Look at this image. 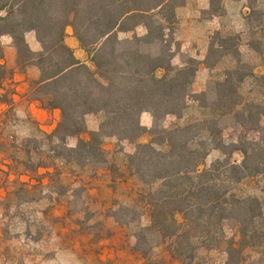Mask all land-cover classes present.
<instances>
[{"label": "trees", "instance_id": "16d2710c", "mask_svg": "<svg viewBox=\"0 0 264 264\" xmlns=\"http://www.w3.org/2000/svg\"><path fill=\"white\" fill-rule=\"evenodd\" d=\"M185 1L0 0V38L10 35L22 52L26 47L25 34L35 32L42 46L36 60L41 69V92L50 97L49 107L62 111L57 131L61 138L84 133L87 114H105L100 131L90 134L91 141L79 142L74 150L79 153L77 158L85 156L97 167L105 165V153L99 148L104 138L136 142L147 131L141 124V114L150 112L153 126L149 132L153 140L138 144L128 159L143 183L160 182L159 187L142 197L151 217V224L143 233L158 238L156 244L176 239L180 253L183 239L192 238L193 232L209 238L214 229H223L224 221L234 223L237 237L226 240L225 264H241L245 249L264 248V206L257 197H238L223 188L217 175L223 168L227 175L233 174L232 182H239L260 171H247L249 150L245 147L237 149L244 156L242 165L218 160L201 169L209 153H200L191 144L201 131L209 133V143L213 144L215 137L221 139L223 127L219 128V123L224 119L247 129L258 127L261 119L249 123L250 105L242 101L238 90L246 76L239 69L228 70L223 81L209 82L204 93L195 95L192 84L197 66H172L176 10ZM210 4L208 14L219 15L218 0H210ZM69 25L81 46L91 54L93 67L78 61L65 44ZM141 25L147 29L144 36L135 33ZM130 32V38L119 37L120 33ZM229 40L223 39L218 46L228 47ZM214 46L212 42L206 57L209 68L217 64H208L216 52ZM2 56L0 41V59ZM189 99L198 102L201 109L210 108L212 119L166 129L167 115L182 117ZM208 99H212L210 103ZM222 146L221 142L212 148ZM178 215L183 221L177 220ZM137 238L139 248L147 243L145 235ZM259 261L264 264V251Z\"/></svg>", "mask_w": 264, "mask_h": 264}, {"label": "rangeland", "instance_id": "374dc122", "mask_svg": "<svg viewBox=\"0 0 264 264\" xmlns=\"http://www.w3.org/2000/svg\"><path fill=\"white\" fill-rule=\"evenodd\" d=\"M223 1L218 0L220 15L224 13ZM245 2L249 7L245 28H237L239 32L222 30L211 35L209 47L213 42L216 52L208 59V64L217 61L216 73L207 81L204 90L195 95L204 93L209 82L223 81L228 70L239 69L240 74L246 76L238 90L242 101L250 105L252 122L249 123L261 119L259 126L247 129L224 119L219 123V128L223 127L221 139L215 137L213 144L209 143V133L201 131L191 147L200 153H209L201 169L218 160L242 165L244 156L237 149L248 148L247 171L258 169L259 173L232 182L233 174L227 175L221 168L217 178L223 188H229L238 197H257L264 206V0ZM223 39H228L229 45L222 49L218 45ZM179 57L191 68H199V61L188 54ZM204 61L207 67L206 59ZM208 100L210 103L212 99ZM184 112L189 114L188 123H203L213 117L210 108L200 111L189 108ZM221 142L220 149L212 148ZM33 147L37 148L38 142H33ZM59 152L81 167L96 166L95 161L85 156L77 158L79 153L73 150L60 149ZM45 158L50 157L41 154L29 157L28 168H35ZM136 177L139 183L134 197L122 198L117 208L108 209L107 215H103L100 208L91 206L82 184L71 187L68 178L55 187L56 205L52 204L50 192L36 185L26 188L17 184L15 199L0 204V264H225L226 240L237 237L234 223L224 221L223 229H214L213 237L209 238L201 236V232H193L192 238L183 239L180 253L174 238L156 244L158 238L143 233V229L151 224V217L142 197L150 189L159 187L160 182L147 185ZM176 218L183 221L180 215ZM138 235L148 239L140 248ZM143 251L147 253L143 254ZM262 251L264 248L261 247L245 249L241 264H260Z\"/></svg>", "mask_w": 264, "mask_h": 264}, {"label": "crops", "instance_id": "0c3cea01", "mask_svg": "<svg viewBox=\"0 0 264 264\" xmlns=\"http://www.w3.org/2000/svg\"><path fill=\"white\" fill-rule=\"evenodd\" d=\"M245 1L224 0L222 15H208L210 0H186L177 8V28L171 42L174 53L171 64L176 68H184L187 63L179 57L183 53L199 61L192 84L194 94L202 92L207 81L216 73V67L207 68L204 65L211 35L222 30L239 32L237 28H245V17L249 10ZM135 33L144 36L147 29L141 25L135 29ZM132 35V32L120 33L119 37L130 38ZM0 41L3 48L0 59V204L14 200L15 188L20 184L26 188L36 185L50 192L52 204L56 205L58 194L55 187L67 178L71 187L79 184L84 186L91 206L100 208L103 215H107L109 208H117L122 198H133L139 180L128 159L136 152L138 144L153 140L149 132L153 126L151 113L141 114V124L147 131L136 142L105 137L99 148L105 153L106 164L81 167L61 156L59 150L74 151L79 142L91 141L90 134L100 131L105 114H87L84 133L61 138L57 131L63 118L62 111L49 107L50 97L41 92V69L36 60L42 46L35 32L25 34L26 47L22 52H19L10 35L2 36ZM65 44L73 50L78 61L93 67L91 54L81 46L71 25L66 27ZM188 105L187 109L201 110L198 102L189 100ZM188 119L189 114L186 112L180 118L167 115L164 127L171 129L183 122L188 123ZM33 142H38L37 148L33 147ZM37 154L50 158L43 159L35 168L29 169L27 159Z\"/></svg>", "mask_w": 264, "mask_h": 264}]
</instances>
